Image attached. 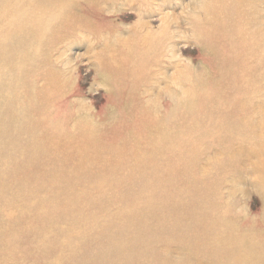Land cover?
Masks as SVG:
<instances>
[{
	"label": "rangeland",
	"instance_id": "rangeland-1",
	"mask_svg": "<svg viewBox=\"0 0 264 264\" xmlns=\"http://www.w3.org/2000/svg\"><path fill=\"white\" fill-rule=\"evenodd\" d=\"M263 145L264 0H0V264H264Z\"/></svg>",
	"mask_w": 264,
	"mask_h": 264
},
{
	"label": "bare ground",
	"instance_id": "bare-ground-1",
	"mask_svg": "<svg viewBox=\"0 0 264 264\" xmlns=\"http://www.w3.org/2000/svg\"><path fill=\"white\" fill-rule=\"evenodd\" d=\"M219 3L222 5V1ZM248 23L249 22L246 21L245 16L240 14L237 15L234 21L226 23L223 20L218 19L217 22H215V25L212 26L213 34L211 35L216 39V52L218 54L221 53L223 56L226 52H229V59L232 60L234 64H239L238 67L234 68V73L232 72V68L230 66H226L225 73L227 76H231L229 74L233 73V79L231 78V82L226 85V88L238 81V70L240 73L246 74L253 69L251 67L252 65L249 66V62L256 58V51L258 49L259 42L257 39H251V32L249 33L247 29Z\"/></svg>",
	"mask_w": 264,
	"mask_h": 264
}]
</instances>
